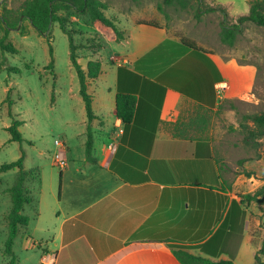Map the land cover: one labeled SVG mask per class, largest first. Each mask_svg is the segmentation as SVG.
Returning a JSON list of instances; mask_svg holds the SVG:
<instances>
[{"label":"crops","instance_id":"1","mask_svg":"<svg viewBox=\"0 0 264 264\" xmlns=\"http://www.w3.org/2000/svg\"><path fill=\"white\" fill-rule=\"evenodd\" d=\"M101 1L124 39L109 47L111 64L102 63L89 86L96 163L84 155L74 165L68 148L71 162L56 186L39 170L34 203L26 207L30 224L14 244L16 264H183L179 249L254 264L264 233L256 241L236 183L224 178L217 125L226 101L250 96L258 68L224 53L219 23L203 30L205 16L194 19L192 9L161 12L158 2L151 11L160 22L140 10L141 0H121V8ZM214 1L236 21L252 0ZM119 94L137 97L130 125L117 116ZM82 122L87 135L88 117ZM11 209H0V264H10L4 251Z\"/></svg>","mask_w":264,"mask_h":264},{"label":"rangeland","instance_id":"2","mask_svg":"<svg viewBox=\"0 0 264 264\" xmlns=\"http://www.w3.org/2000/svg\"><path fill=\"white\" fill-rule=\"evenodd\" d=\"M108 1L110 6L116 1L118 8L127 6L121 0ZM126 1L128 4L132 2ZM161 1L141 0L139 8L146 11L147 17H155L161 22V18L151 11ZM208 6H217V3L214 0H206L203 8ZM195 8L197 7L192 9L194 17ZM189 14L192 17L193 13ZM63 15L69 20L68 29L73 32L75 44L79 48L80 64L85 69L90 60L111 64L114 55H110L109 47L117 42L115 32L93 25L87 15L79 16L73 11ZM203 16V30L214 28L217 23L221 29L224 20L221 12L206 13ZM227 21L233 23L235 20L229 17ZM197 29L201 30L200 27ZM51 33L52 40L49 42L33 28L27 36H23L19 31H12L7 43L11 44L16 52L4 54L0 49V168L6 163L18 161L24 149L25 169H39L41 173L44 169L45 178L50 179L49 183L53 180L56 186L63 170L54 164L58 149L55 142L62 140L67 148H71V161L78 166L83 162L84 155L86 156L84 143L86 145L88 137L82 134L85 130L82 121L87 120V113L80 95V81L70 59L69 38L59 24L52 26ZM2 35L0 28V37ZM223 51L234 52L236 57H240V61L252 63L258 68L250 96L235 95L231 102L226 101L220 108L217 125L224 178L230 184L236 183L238 194L245 196L255 194L264 187V140L258 149L248 147L240 129L244 115L264 111V27L246 23L235 46L223 47ZM5 57L7 61L3 69L1 63ZM52 59L54 66L50 67ZM9 66L16 67L21 72L12 73L8 70ZM10 90V98L14 102L11 107L6 102ZM14 119L23 123L19 129L24 137L22 144L10 142L11 135L7 128L12 125ZM68 161L69 166V158ZM16 178L17 171L0 173V209L8 204L12 206L10 196L5 193L12 187ZM39 184L40 177L37 173L33 174L28 183L33 199ZM245 206L251 213V233L256 241H261L264 233V203L246 201ZM31 212L32 209L27 208L25 214L30 215Z\"/></svg>","mask_w":264,"mask_h":264},{"label":"trees","instance_id":"3","mask_svg":"<svg viewBox=\"0 0 264 264\" xmlns=\"http://www.w3.org/2000/svg\"><path fill=\"white\" fill-rule=\"evenodd\" d=\"M138 2L140 0H134ZM206 0H162L158 3L159 11L163 12L165 7H176L181 9L195 8V17L200 20L203 15L211 12H221L224 15V20L221 23L220 37L224 45L234 47L238 36L244 31V25L248 22L264 27V0H252L250 2V12L248 15L240 16L236 22L229 23V13L227 9L217 4V6H205ZM107 9L105 3L101 0H0V28L3 33L0 37V49L5 53H15L13 46L8 44L10 33L19 31L23 36L30 33L33 28L40 36H44L49 42L52 40L51 28L54 24H59L61 30L69 38L70 42V59L74 69L77 72L80 81V95L85 103L86 113L88 117L87 127V143H86V161L96 163L93 157L94 136L92 124L97 119L93 110V96L89 93L91 81L97 80L102 74V62L99 60H90L87 69L85 70L79 62L78 46L75 44L73 32L68 29L69 20L63 13L73 11L79 16H89L93 25L104 27L107 30L114 31L116 41L120 42L124 39V34L121 32L113 20L105 16L104 11ZM147 25L159 27L154 22H143ZM188 48H196L197 46L190 43L188 40H183ZM51 54L53 48L51 46ZM7 58L5 57L1 63L4 69ZM50 67L54 66L52 59ZM8 70L14 73H20V69L9 66ZM9 91L6 100L11 107L14 102L10 98ZM137 97L133 95L119 94L117 96V116L125 125H130L134 121ZM22 122L14 119L12 125L7 128L10 133V142L23 143L24 137L20 132ZM240 129L244 134V142L248 147L258 149L262 146L264 140V111L256 114L244 115L240 123ZM26 152L22 149V156L18 161L6 163L1 166L0 173L9 171H17V178L6 192L10 194L12 200V209L7 216L9 223V236L5 243V255L10 257V264L17 263V257L14 254L15 240L19 234L21 227H27L30 224V216L25 214L26 207L34 203L31 197V190L28 183L33 174H38L39 169H25ZM243 202H259L264 203V187L255 194L239 196ZM176 256L183 264H234L231 260H211L195 256L186 250L179 249L176 251ZM254 264H264V247L257 252Z\"/></svg>","mask_w":264,"mask_h":264},{"label":"built area","instance_id":"4","mask_svg":"<svg viewBox=\"0 0 264 264\" xmlns=\"http://www.w3.org/2000/svg\"><path fill=\"white\" fill-rule=\"evenodd\" d=\"M222 89L227 88L226 84H223L221 87ZM55 145L57 146V152L54 156V164L59 167L61 170H65L68 167V155L67 151L68 148L66 147V144L62 140H57L55 142Z\"/></svg>","mask_w":264,"mask_h":264}]
</instances>
